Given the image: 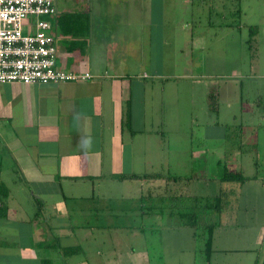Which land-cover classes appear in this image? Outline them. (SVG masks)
I'll return each mask as SVG.
<instances>
[{"label": "crops", "instance_id": "1", "mask_svg": "<svg viewBox=\"0 0 264 264\" xmlns=\"http://www.w3.org/2000/svg\"><path fill=\"white\" fill-rule=\"evenodd\" d=\"M56 7V65L91 78L0 84V264H156L150 251L159 249L144 237L162 224L143 220L173 191L199 197L184 181L142 178L190 166L182 161L187 149L168 144L170 98L162 100L165 88L155 83L165 74L141 69L137 25L111 15L114 7L102 0H56ZM236 153L225 169L242 171ZM251 182L264 187V178ZM220 218L218 229L239 227L233 214ZM251 221L240 226L257 227L253 242L213 241L209 264H264V218Z\"/></svg>", "mask_w": 264, "mask_h": 264}, {"label": "rangeland", "instance_id": "2", "mask_svg": "<svg viewBox=\"0 0 264 264\" xmlns=\"http://www.w3.org/2000/svg\"><path fill=\"white\" fill-rule=\"evenodd\" d=\"M102 1L114 7L111 15L136 23L141 69L165 74L155 83L165 88L161 99L170 98L168 144L170 148L187 149L182 161L188 159L190 166L181 173L165 170L162 174L190 176L192 179L184 183L196 188L192 192L199 194V199L210 198L221 186L228 189L220 185L219 178L226 161L237 160L238 152L241 173L264 178V0ZM252 103L255 106L250 111L248 104ZM251 181L243 186L234 183L224 210L215 215L233 214L239 225L234 231L226 226L215 228V245L231 248L235 235L248 246L253 242L257 227L254 231L248 225L250 231L240 225L245 219L263 220L264 187ZM156 211L143 220L163 225L154 232L146 231L144 237L149 246L155 244L160 250L150 251L157 255L155 263L204 264L200 226L195 230L182 225L177 230L166 225L165 230L170 221L171 227L179 228V221L161 220L162 213ZM219 224L222 227L221 218Z\"/></svg>", "mask_w": 264, "mask_h": 264}, {"label": "built area", "instance_id": "3", "mask_svg": "<svg viewBox=\"0 0 264 264\" xmlns=\"http://www.w3.org/2000/svg\"><path fill=\"white\" fill-rule=\"evenodd\" d=\"M56 0H0V84H58L91 78L56 65Z\"/></svg>", "mask_w": 264, "mask_h": 264}, {"label": "trees", "instance_id": "4", "mask_svg": "<svg viewBox=\"0 0 264 264\" xmlns=\"http://www.w3.org/2000/svg\"><path fill=\"white\" fill-rule=\"evenodd\" d=\"M239 13L240 10H237ZM127 120L129 119V113L126 112ZM223 175L219 178L220 185L227 183H239L244 184L247 181L257 179V176H245L239 170L229 171L227 169H223ZM117 178H137L135 176H118ZM143 179H158L162 178L167 182H181L185 181V179H192L187 176H161L160 174L153 175H143ZM221 186L219 189V193L210 198H200L192 197L190 195V191L188 188L177 194L176 191H173L172 196L166 198L168 200L167 206L165 205V201H159L158 206H153L154 209L159 210L163 216L170 217L172 219H177L179 221V225L188 226L192 229L197 230L200 226L201 228V237L203 238V257L204 264H209L211 255L213 253V232L215 228L219 227L220 214L223 209L224 202L226 203L228 198V194L233 193V189L229 187L228 189H223ZM227 188V187H226ZM185 198V199H184ZM185 200V201H184ZM224 200V201H223ZM162 203H164L162 205ZM166 213V215H164ZM219 215V216H215Z\"/></svg>", "mask_w": 264, "mask_h": 264}]
</instances>
